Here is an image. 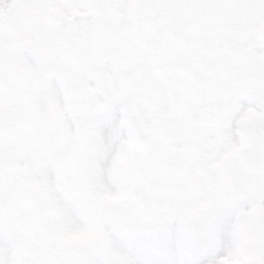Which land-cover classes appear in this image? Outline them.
I'll return each mask as SVG.
<instances>
[{
	"label": "snow or ice",
	"instance_id": "1",
	"mask_svg": "<svg viewBox=\"0 0 264 264\" xmlns=\"http://www.w3.org/2000/svg\"><path fill=\"white\" fill-rule=\"evenodd\" d=\"M0 264H264V0H0Z\"/></svg>",
	"mask_w": 264,
	"mask_h": 264
}]
</instances>
